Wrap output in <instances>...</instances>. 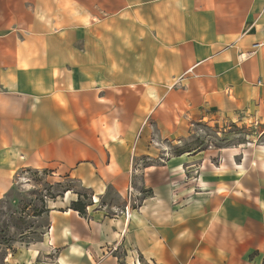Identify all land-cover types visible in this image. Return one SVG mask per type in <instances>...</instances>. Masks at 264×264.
I'll use <instances>...</instances> for the list:
<instances>
[{
    "label": "crops",
    "instance_id": "1",
    "mask_svg": "<svg viewBox=\"0 0 264 264\" xmlns=\"http://www.w3.org/2000/svg\"><path fill=\"white\" fill-rule=\"evenodd\" d=\"M263 39L264 0H0V200L24 171L77 190L14 264H260L264 145L204 154L196 196L171 152L199 121L264 135Z\"/></svg>",
    "mask_w": 264,
    "mask_h": 264
},
{
    "label": "rangeland",
    "instance_id": "2",
    "mask_svg": "<svg viewBox=\"0 0 264 264\" xmlns=\"http://www.w3.org/2000/svg\"><path fill=\"white\" fill-rule=\"evenodd\" d=\"M242 145L246 149L264 145L262 130L253 125L231 122L219 125L204 121L194 123L189 135L177 142L171 152L173 156L193 157L191 166L183 167L181 180L171 183L174 194L179 187H186V195L193 192L192 196L203 189L199 181L201 172H204V154L206 159L213 157L212 162L217 165L222 161L218 150L239 149ZM48 176L45 172L24 171L0 200V264H14L18 254L24 257L31 251L32 255H36L35 252L44 249L40 244L45 242L47 235V207L62 196L64 189L71 188L77 192L73 185L53 184ZM35 257L27 264L41 262L40 254Z\"/></svg>",
    "mask_w": 264,
    "mask_h": 264
},
{
    "label": "built area",
    "instance_id": "3",
    "mask_svg": "<svg viewBox=\"0 0 264 264\" xmlns=\"http://www.w3.org/2000/svg\"><path fill=\"white\" fill-rule=\"evenodd\" d=\"M257 51H260L262 53L263 57H264V39H263V41H261L259 43L253 44L252 45V51L248 55L249 56L250 55H254ZM131 195H132V190L131 189H128V199H129V203L132 205V207L133 206H137L138 205V202L137 201H132ZM124 215H125L126 218L129 217L128 216V207L125 208Z\"/></svg>",
    "mask_w": 264,
    "mask_h": 264
},
{
    "label": "trees",
    "instance_id": "4",
    "mask_svg": "<svg viewBox=\"0 0 264 264\" xmlns=\"http://www.w3.org/2000/svg\"><path fill=\"white\" fill-rule=\"evenodd\" d=\"M71 209L78 212L79 215H84V210H85V207L84 205L81 203L80 200H78L76 203H73L71 205ZM260 264H264V259L261 261Z\"/></svg>",
    "mask_w": 264,
    "mask_h": 264
}]
</instances>
